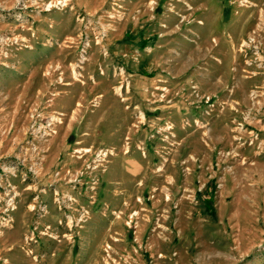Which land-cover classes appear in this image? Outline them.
I'll return each mask as SVG.
<instances>
[{"label":"rangeland","instance_id":"rangeland-1","mask_svg":"<svg viewBox=\"0 0 264 264\" xmlns=\"http://www.w3.org/2000/svg\"><path fill=\"white\" fill-rule=\"evenodd\" d=\"M0 264H264V0H0Z\"/></svg>","mask_w":264,"mask_h":264}]
</instances>
